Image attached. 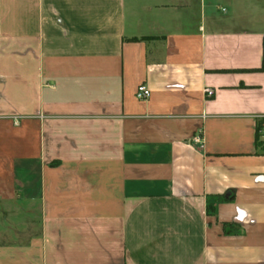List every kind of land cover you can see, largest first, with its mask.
I'll use <instances>...</instances> for the list:
<instances>
[{"label": "crops", "instance_id": "0c3cea01", "mask_svg": "<svg viewBox=\"0 0 264 264\" xmlns=\"http://www.w3.org/2000/svg\"><path fill=\"white\" fill-rule=\"evenodd\" d=\"M263 37L264 0H0V264H264Z\"/></svg>", "mask_w": 264, "mask_h": 264}, {"label": "built area", "instance_id": "2783aa9c", "mask_svg": "<svg viewBox=\"0 0 264 264\" xmlns=\"http://www.w3.org/2000/svg\"><path fill=\"white\" fill-rule=\"evenodd\" d=\"M204 94H205L206 98H208V99L212 98V97H214V90L210 89V88H205ZM135 96H136V99H138L140 101H145L150 97V90L143 84L139 85L136 89ZM191 141L194 144L200 143L201 142L200 133H197V135H195Z\"/></svg>", "mask_w": 264, "mask_h": 264}, {"label": "trees", "instance_id": "16d2710c", "mask_svg": "<svg viewBox=\"0 0 264 264\" xmlns=\"http://www.w3.org/2000/svg\"><path fill=\"white\" fill-rule=\"evenodd\" d=\"M263 47H264V37H263ZM263 70H264V59H263V62H262V66H261V68L258 69V70H256V71H263ZM259 131H260V129H259V127H258L256 137L259 136ZM256 144H257V143H256ZM257 145H258V144H257Z\"/></svg>", "mask_w": 264, "mask_h": 264}]
</instances>
